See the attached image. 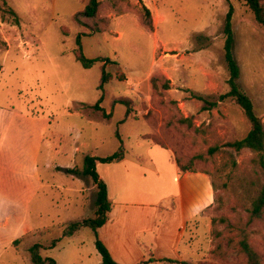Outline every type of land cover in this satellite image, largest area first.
<instances>
[{
	"label": "rangeland",
	"instance_id": "1",
	"mask_svg": "<svg viewBox=\"0 0 264 264\" xmlns=\"http://www.w3.org/2000/svg\"><path fill=\"white\" fill-rule=\"evenodd\" d=\"M88 1L0 0V264H34V244L57 264H101L91 227L67 233L97 216L95 182L54 164L83 170L87 155L109 156L121 145L127 155L145 154L151 142L183 167L210 174L215 201L189 225L184 261L145 254L138 264H249L244 238L264 264V218L250 219L264 184V150L226 145L243 139L251 122L233 98H220L229 91L231 11L238 83L264 122V26L245 0H99L94 18L80 15ZM79 39L87 57L110 61L83 67ZM102 95L110 118L95 107ZM120 100L130 102L127 119ZM49 119L45 135H71L74 157L52 158Z\"/></svg>",
	"mask_w": 264,
	"mask_h": 264
},
{
	"label": "crops",
	"instance_id": "2",
	"mask_svg": "<svg viewBox=\"0 0 264 264\" xmlns=\"http://www.w3.org/2000/svg\"><path fill=\"white\" fill-rule=\"evenodd\" d=\"M50 125L49 119L44 139L52 158L74 157L69 149L71 135L57 130L52 137L46 136ZM151 143L145 154L126 153L120 161L96 164L112 203L109 218L98 229V235L120 264H138L145 254L184 261L180 247L189 225L215 201L210 174L200 170L182 172L173 154L160 150L169 148ZM69 164L54 166L70 168ZM48 180L50 188L59 189L54 178ZM44 187L40 178V191Z\"/></svg>",
	"mask_w": 264,
	"mask_h": 264
},
{
	"label": "trees",
	"instance_id": "3",
	"mask_svg": "<svg viewBox=\"0 0 264 264\" xmlns=\"http://www.w3.org/2000/svg\"><path fill=\"white\" fill-rule=\"evenodd\" d=\"M245 2L249 6V8L252 10V12L254 13V16L257 22L260 25L264 26V1L263 0H245ZM99 5H100L99 0H89L85 9L80 13V15H83L88 18L96 17ZM142 9L145 12L146 23L149 26H152V17H151L150 9L146 5H143ZM224 31L226 34V40H225V46H224L225 58H226L227 66L229 69L230 77L228 79L229 91L222 94L220 98L221 100H225L228 97L233 98L243 108L247 118L251 122V129L243 139L228 142L226 145L234 147L236 150L249 148L255 152L261 153L264 150V122L262 118L259 117L257 113L255 112L253 100L240 87L238 83V79L240 77V66L234 54L235 34H234V29H233L231 11H229L227 15ZM78 42H79V46L77 48L78 50H75V56H76V60L79 63H81L83 67L91 68L97 62L110 61L109 58H104V57L103 58L102 57H95V58L87 57L81 46V40L79 39ZM108 80H109V75L106 72L105 68L103 67L101 82L99 85L100 90L103 91L104 85ZM102 99H103V95L101 96V99L98 101L95 107L99 110H102L105 117L110 118L112 116V113H107L104 110V108H102L100 105ZM120 102L128 106L127 111H126V116H125V119H127L130 116V111H131L130 102L128 100H120ZM155 144L161 145L159 143H155ZM217 149H219V146H214L210 149V151L213 152V151H216ZM125 156H126L125 148L123 145H121L118 151H116L115 153L109 156L100 157V156L87 155L85 157V166L83 170H78L76 168L74 169L67 168L65 170L67 173H75L76 175H82V176H86V175L92 176L95 182V185L97 187V196L95 200V203L97 206V211H96L97 216L95 218H86L81 222L72 223L69 226L67 233H72L76 231L77 229H79L81 226L91 227L95 231L96 247L102 256L101 264H120V263L112 256L111 252L109 251L107 246L103 243V241L99 238V235H98V229L101 226H103L109 218V212L112 209V203L108 196L107 184L103 179L100 178L99 173L96 169V164L97 162L107 163V162L120 161L124 159ZM175 160L182 172L195 171L194 169L183 167L177 158H175ZM255 218H258V219L264 218V184L262 185V188L258 196L252 202V206L250 209V219L253 220ZM240 245L249 260V264H261L260 255L253 249V247L250 245V243L247 241L246 238L241 240ZM40 250H41L40 244H34L30 248V252H31V256H32L34 264H57L56 260L51 257L44 258L41 255ZM168 260L170 262H173V260L171 259H168ZM141 264H148V262L145 261L144 263H141Z\"/></svg>",
	"mask_w": 264,
	"mask_h": 264
}]
</instances>
